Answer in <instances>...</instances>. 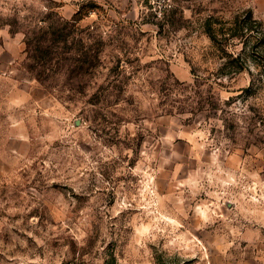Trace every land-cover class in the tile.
I'll use <instances>...</instances> for the list:
<instances>
[{"label":"clouds","instance_id":"9594fccd","mask_svg":"<svg viewBox=\"0 0 264 264\" xmlns=\"http://www.w3.org/2000/svg\"><path fill=\"white\" fill-rule=\"evenodd\" d=\"M262 42L264 0H0V264H264Z\"/></svg>","mask_w":264,"mask_h":264},{"label":"trees","instance_id":"16d2710c","mask_svg":"<svg viewBox=\"0 0 264 264\" xmlns=\"http://www.w3.org/2000/svg\"><path fill=\"white\" fill-rule=\"evenodd\" d=\"M205 25H206V28H207L208 33L211 34L213 36V39L215 40L216 39V36H217V33H215L213 31L212 21L211 20L210 21H207ZM219 35L220 36H224L225 33H223V31L221 30V32L219 33ZM220 42H222V41L216 40V43L217 44H221ZM262 43L264 44V42H262ZM260 47H262V46L260 45ZM261 49H264V45H263V48H260V51L258 53H256V57L255 58L257 59V62L260 65V69L263 71L264 70V51L262 53V50ZM253 50L255 51V46H254V49ZM236 63L238 65L237 66L238 67V70H240L239 63L238 62H236Z\"/></svg>","mask_w":264,"mask_h":264},{"label":"rangeland","instance_id":"374dc122","mask_svg":"<svg viewBox=\"0 0 264 264\" xmlns=\"http://www.w3.org/2000/svg\"><path fill=\"white\" fill-rule=\"evenodd\" d=\"M214 23V21H212V24ZM205 24H206V22H205ZM206 26V25H205ZM220 43H222V42H220ZM219 45V44H218ZM263 43L261 44V46L262 47H260V48H263ZM262 50V53H263V51H264V49H261ZM218 51H223L221 48H219L218 49ZM238 65H237V63L236 62H233L231 65H229L228 66V68H226V69H223L222 71H225V72H227L229 69H231L232 71H240V70H238V67H237ZM101 70H103V71H107V69H104V68H102ZM261 72H262V74H264V70L262 71L261 70ZM261 102H264V95H261V96H258L257 97ZM51 223H53V224H55L56 223V221L53 219L52 221H51ZM53 247H59V244L58 243H56V242H54L53 243Z\"/></svg>","mask_w":264,"mask_h":264}]
</instances>
